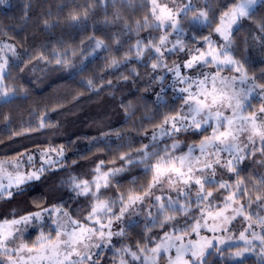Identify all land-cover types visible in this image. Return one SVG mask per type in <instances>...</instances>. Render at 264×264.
Listing matches in <instances>:
<instances>
[{"label":"snow or ice","instance_id":"snow-or-ice-1","mask_svg":"<svg viewBox=\"0 0 264 264\" xmlns=\"http://www.w3.org/2000/svg\"><path fill=\"white\" fill-rule=\"evenodd\" d=\"M0 6L12 7L9 0H0ZM101 6L104 18L96 23L115 29L105 37L94 30L78 46L53 47L48 55L43 51L30 54L27 49L22 54L16 45L0 43V101L9 103L17 95H27L6 83L13 67L24 71L20 64L27 66L25 57L27 63L34 59L54 63L83 77L92 62L89 58L104 51L109 53L107 69L117 71L134 63L150 69L146 73L149 85H159L155 92L159 123L154 125L150 143L139 148L129 146L120 153L119 167L105 169V161L100 160L91 179L70 176L65 181L76 197L91 201L83 218L74 217L63 206L48 208L37 201L34 203L38 211L0 223V264H100L97 250L102 248L114 250L113 264H160L161 260L165 264H209L214 254L238 264H246L247 258L254 256L256 264H264V175L245 178L240 174L245 160L257 153L264 156V69L259 76L250 71L246 56L250 39L264 49V16L257 15L264 9V0H227L219 4L213 0H85L69 11L67 21L83 25ZM138 7L144 9V14L135 20L121 11L127 8L134 13ZM29 9L25 3L22 19L28 18ZM245 24L249 30L241 35ZM43 26L47 29L52 24L45 19ZM195 26L208 29V34L194 35L192 42L186 43L187 29ZM144 32L146 36L141 35ZM169 53H184L185 58L170 66ZM162 71L171 73L170 85L165 86ZM139 76L136 67H131L128 75L121 74L120 79ZM81 83L97 92L104 86L92 77H83ZM168 89L180 94L179 107L168 106ZM257 98L260 106L253 109ZM123 107L130 118L131 105ZM161 107L168 110L161 113ZM50 126L41 117L39 127ZM183 133L200 136L198 143L186 146L187 151H181L179 136ZM23 134L24 131L14 133ZM165 137L172 143H167ZM49 151L61 159L54 160L48 152H41L43 163L39 167L32 154L23 161L17 159L11 165L13 171L0 176V199L22 195L26 187H31L30 182L41 181L54 165L63 167V148ZM260 163L264 164V160ZM131 168L142 169L146 182L137 186L133 177V187L126 193L105 199L102 189L113 187L114 179ZM224 174H229V179H223ZM216 193L221 195L217 197ZM142 213L145 232L141 238L134 245L115 247L114 237L127 238L126 228L120 225L128 220L127 226L131 227V217ZM181 217L185 219L184 227L178 228ZM237 218L245 222L238 236L215 235L230 232L229 226ZM169 224L172 230H164L162 236L149 235L154 228L165 229ZM114 225L117 230H113ZM29 228L38 233L31 243L25 240ZM202 230L213 235H202ZM193 235L196 239L190 238ZM234 238L242 245L233 247L230 242Z\"/></svg>","mask_w":264,"mask_h":264},{"label":"trees","instance_id":"trees-1","mask_svg":"<svg viewBox=\"0 0 264 264\" xmlns=\"http://www.w3.org/2000/svg\"><path fill=\"white\" fill-rule=\"evenodd\" d=\"M225 2L227 0H213L214 4ZM9 3L12 5L11 8L0 6V41L16 45L22 54L24 49H27L30 54L43 51L48 55L53 47L59 49L61 45L78 46L80 40L92 34L94 30L96 35L101 37L115 30L106 29L103 24L96 23L104 18L102 6L97 7L91 18L83 25H70L67 21L69 11L77 5L84 4L85 0H9ZM25 3L30 5V9L28 18L22 19ZM121 11L131 20L139 19L144 14V9L139 7L134 13L127 8H122ZM111 13L112 8L109 3L108 14ZM257 15L264 16V9L259 10ZM45 19L52 24L51 28H44ZM245 29L241 35L246 34ZM208 31L206 28L195 26L187 29L186 33L191 37L190 42H192L194 35L196 37L207 35ZM153 34L158 35L155 32ZM141 35L146 36L147 33ZM243 49L244 45L241 43L240 51ZM108 55L109 53L100 51L90 57L89 60L92 62L89 64V70L83 74V77L94 78L98 85L104 84L98 92L89 90L82 84L81 75L74 74L72 70L62 69L54 63L46 64L35 59L32 63H27L25 57L24 62L27 66L20 64V67L24 68L23 72L17 67L12 68L11 75L6 81L7 85L23 90L27 95H17L9 103L0 101V161H14L37 152L57 155L56 152L49 150H59L61 147L64 155L63 167L57 163L45 173L41 181L31 183V187H27L22 195L16 194L12 198L0 199V223L28 212L38 211L34 203L37 201L48 208L53 205L63 206L74 217L83 218L88 212L91 201L88 197H76L65 181L70 176L91 179L92 170L100 160L105 161V169L119 167L121 162L118 156L121 152L129 150V146L139 148L142 144L150 143V136L155 130L154 125L160 120L156 111L155 97L159 85H149V75L146 73H150V69H146L142 63L130 64L117 71L107 69ZM246 56L250 71H254L259 76L261 69H264V49L260 47L257 57L251 54L249 44ZM131 67H136L140 76L127 81L120 79L121 74L128 75ZM160 74L166 75L165 85L169 84L170 78L167 77V73L162 71ZM107 80H112V85H108ZM77 96L78 98L74 99ZM178 98L179 96L172 91H167L165 99L170 108L179 107ZM253 103L255 105L253 109H258L260 102L253 101ZM122 105H131L129 111L133 114L130 118ZM167 110L161 107L160 112ZM4 116L10 119L5 121ZM41 117L44 118L45 123L52 126L40 128ZM18 131H24V134L14 135ZM117 132L120 136L116 135ZM104 133L108 135L105 136ZM179 139L182 142L181 151H187L186 146L198 143L200 136L183 133ZM164 140L169 144L172 143L169 138ZM22 153L23 157H21ZM113 160L116 161L115 164L111 163ZM262 160L264 156L259 153L248 158L244 167L240 168L241 176L247 178L264 175V164L260 163ZM133 177L137 180V186L146 182L142 169L131 168L114 179L113 187L102 189L104 198L115 199L118 193H126L133 187L131 183ZM220 195L216 193L217 197ZM118 206L117 204V208ZM144 221L145 219L136 222L127 229V238H121L116 247L124 244L134 245L145 232ZM184 223L185 219L181 217L176 226L182 228ZM164 230L171 231L172 225H166L165 229L154 228L149 235L159 237L163 235ZM109 254L110 251L106 254L107 259H101V264H113V258ZM209 264H238V262L228 259L227 256L220 257L214 254L209 257ZM246 264H256V258H247Z\"/></svg>","mask_w":264,"mask_h":264},{"label":"rangeland","instance_id":"rangeland-1","mask_svg":"<svg viewBox=\"0 0 264 264\" xmlns=\"http://www.w3.org/2000/svg\"><path fill=\"white\" fill-rule=\"evenodd\" d=\"M5 7V6H3ZM245 30H246V34L249 30V26L247 24H245ZM184 39H185V42L186 43H191L190 40H191V37L186 33L185 36H184ZM213 39H216L215 36H213ZM5 41H0V43H4ZM249 44H250V51H251V54L253 55H258V52H259V49H260V45L258 43H256L255 41L253 40H249ZM18 50V49H17ZM258 57V56H257ZM185 58V54L184 53H179V54H175V53H169L168 54V59H167V63L171 66L172 63L175 61L177 63L181 62L182 59ZM187 71V70H185ZM225 75H227L226 73H224ZM167 77L170 78L169 80V84L167 85H170L172 83V77H171V73H167ZM165 85V86H167ZM167 91H172L171 89H168ZM173 92V91H172ZM176 96H179L180 94L179 93H174ZM254 101H259V99H255ZM254 103H253V107H254ZM151 137V136H150ZM167 138V137H165ZM49 153V152H48ZM50 154V153H49ZM53 154V153H52ZM32 155L35 157V166L36 167H39L42 163H43V160L41 159V152H37V153H32ZM52 159L54 160H59V157L57 155H49ZM22 161L23 160H26V157L24 158H20ZM16 160L14 161H0V165L3 166V169L4 171L3 172H0V176H3L5 175L6 172H11L13 171V168L11 167V165L15 162ZM246 163V160L240 165V168H243L244 165ZM56 165H54L53 167H55ZM27 166L25 165L22 170H24V168H26ZM27 170H32L30 168H28ZM218 178H219V175H218ZM223 179H229V174H224L223 175ZM236 179V177L234 175L231 176V180L234 181ZM5 183H7V180L5 178L4 180ZM33 183V182H30V184ZM27 188V187H26ZM14 190V189H13ZM159 194V193H157ZM53 218H56V214L53 213ZM145 219V213H142L140 215H133L131 217V221L133 222L132 223V226L134 225V223L136 222H141L142 220ZM129 224V221L126 220L124 224H121L120 226L121 227H125L126 230L129 229L130 227H128L127 225ZM245 226V222L241 219V218H237L236 220L232 221V224L229 226L231 228V231L230 232H225V233H215V235H224V236H228V235H234V237L238 236L239 234V231L242 230V228ZM113 230H117V226L114 225L113 226ZM257 231H259V229H257ZM30 234V235H29ZM37 231L29 228L28 229V232L25 233V240L26 242L28 243H31L33 241H35L36 239V236H37ZM202 235H213V233H208L207 231L205 230H202ZM191 239H196V237L193 235L192 237H190ZM121 240V238L119 237H114L113 238V244L116 245L119 243V241ZM232 244V246H239V245H242V241H239L238 239H233V241L230 242ZM118 248V247H117ZM100 254V264L102 263L101 259H107V252H111V254H109L112 258L114 257V250H110L109 248H102V249H99L97 250ZM251 257H254V256H249L248 258H251ZM118 259V258H117ZM160 264H165V261L161 260L160 261Z\"/></svg>","mask_w":264,"mask_h":264}]
</instances>
